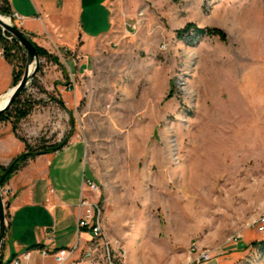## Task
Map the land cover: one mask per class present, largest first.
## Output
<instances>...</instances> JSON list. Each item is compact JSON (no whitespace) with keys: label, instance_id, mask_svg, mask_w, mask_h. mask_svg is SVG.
Segmentation results:
<instances>
[{"label":"rangeland","instance_id":"rangeland-1","mask_svg":"<svg viewBox=\"0 0 264 264\" xmlns=\"http://www.w3.org/2000/svg\"><path fill=\"white\" fill-rule=\"evenodd\" d=\"M112 5L118 36L87 69L55 49L65 78L40 58L23 94L31 112L15 131L12 117L0 120V163L25 151L18 136L37 151L73 137L80 174L90 166L100 184L108 233L132 252L126 264H185L193 243L217 252L206 264H264L251 246L264 239V0ZM187 22L221 28L226 40L179 38Z\"/></svg>","mask_w":264,"mask_h":264},{"label":"crops","instance_id":"crops-1","mask_svg":"<svg viewBox=\"0 0 264 264\" xmlns=\"http://www.w3.org/2000/svg\"><path fill=\"white\" fill-rule=\"evenodd\" d=\"M113 1L8 0V3L10 11L21 17L19 29L28 38L51 53L55 49L71 52V66L85 70L92 63L94 53L107 49L111 38L118 36L114 26L120 18L113 10ZM97 13L106 17L105 28L96 29ZM12 73V63L0 57V97L12 87ZM80 143L72 137L54 152L29 158L4 185L6 226L1 261L5 264H14L15 259L20 260L18 264H52V258L41 257L38 248L32 246L40 244L50 249L74 243L81 177L93 178L90 166L88 174L84 170L80 174L79 151L71 152L72 145ZM85 152L84 145L82 156ZM70 167L74 170L68 176ZM54 168L57 189L52 177ZM71 176L74 180L69 183ZM104 215L108 229V226L112 227V219L106 213ZM81 235L84 244L89 236L85 232ZM26 252L29 256L23 258L22 254ZM131 256L130 250L129 260Z\"/></svg>","mask_w":264,"mask_h":264},{"label":"built area","instance_id":"built-area-1","mask_svg":"<svg viewBox=\"0 0 264 264\" xmlns=\"http://www.w3.org/2000/svg\"><path fill=\"white\" fill-rule=\"evenodd\" d=\"M8 1V0H7ZM1 3V0H0ZM19 28L21 17L17 13L8 16ZM131 27L135 28V25ZM3 35L10 40L11 36ZM27 36V35H26ZM28 37V36H27ZM3 50L0 49V57ZM6 193L5 189L2 192ZM100 184L86 175L81 177L80 196L78 202V216L76 220V239L72 245L57 248L39 247L38 252L43 258H52V264H126L128 253L122 239L112 237L105 226L104 208L99 200ZM258 230L264 231V213L257 220ZM85 232L89 238L82 244L81 233ZM23 258L29 252L22 254ZM217 256L214 249L200 247L193 243L189 257L185 264H206ZM19 259L14 260L18 264Z\"/></svg>","mask_w":264,"mask_h":264},{"label":"trees","instance_id":"trees-1","mask_svg":"<svg viewBox=\"0 0 264 264\" xmlns=\"http://www.w3.org/2000/svg\"><path fill=\"white\" fill-rule=\"evenodd\" d=\"M0 14L11 16L12 12L10 11V6H9V3L7 0H1ZM187 33H192L194 35L193 39H191V42H193L192 40H194L195 38H198L201 36H218L222 40H226V37H227L226 32L221 28L214 27V26H212V27L202 26L201 27V26H197L193 22H187L184 24V26H182L181 28H178L176 30V34L178 35L179 38H183L184 35ZM5 35L11 36L7 32H5ZM0 44H1V48L3 50V57H5L8 61H10L13 65L12 86H14L19 81V79L21 78V76L23 74V69H22V65H20V67H18V65L15 64L13 61H14L16 55L19 54V52H21V54H22V55H20L21 56L20 59H23V58L25 59V53L23 51L22 46L18 43V41L14 37H11V39L8 40L3 35L1 28H0ZM33 44H34L36 51H37V54L40 58H44L46 60H53L58 64L60 63L57 56L51 54V52H49L45 48L37 45L35 42H33ZM59 65L63 69V66L61 64H59ZM38 70H40V66H38ZM63 72H65L64 73L65 78H67L68 74L65 71V69H63ZM25 89H26V87L24 88L22 93L12 102L11 106L7 110H5L3 113L0 114V120L10 119V117H12L14 119L12 122V127H13L14 131H15L16 123L18 121H20L21 119L25 118L32 110L33 105L31 104V102H29L26 98H23V94L25 93ZM18 138L24 142L25 151L18 153L17 155L12 157L10 163L7 166H3L0 163V178L7 171V169L10 168L9 173L4 177L3 182L1 183L2 187L6 184V182L9 180L11 175L14 172H16L21 166H23L29 158H32L35 155L40 154V153L54 152V151L62 148L67 141V139L65 138L57 144L49 145V146L45 147L44 149L37 151V150L31 149L29 144L26 142V140L24 138H22L20 136H18ZM251 246L260 252H264V239L253 240L251 242ZM32 247L39 248L42 246L40 244H36ZM5 263L6 262H2L0 260V264H5Z\"/></svg>","mask_w":264,"mask_h":264},{"label":"water","instance_id":"water-1","mask_svg":"<svg viewBox=\"0 0 264 264\" xmlns=\"http://www.w3.org/2000/svg\"><path fill=\"white\" fill-rule=\"evenodd\" d=\"M3 17H6L7 20H4ZM0 28L14 37L18 43L22 46L23 51L25 53L26 61L23 74L19 81L12 86L8 90V98L4 105L0 107V114L7 110L12 102L22 93L24 88L27 86L29 81L35 76L38 71V66L40 63V57L37 54L36 48L22 30H20L15 24L11 22V20L4 15L0 14ZM10 168L3 174L0 178V244L3 240L4 233H5V207L6 204L4 203L3 194H2V186L1 183L3 182L4 177L9 173Z\"/></svg>","mask_w":264,"mask_h":264},{"label":"bare ground","instance_id":"bare-ground-1","mask_svg":"<svg viewBox=\"0 0 264 264\" xmlns=\"http://www.w3.org/2000/svg\"><path fill=\"white\" fill-rule=\"evenodd\" d=\"M3 19H4V20H7L6 17H3ZM7 98H8V93L5 94L4 96L0 97V107H1L2 105H4V103L6 102Z\"/></svg>","mask_w":264,"mask_h":264}]
</instances>
